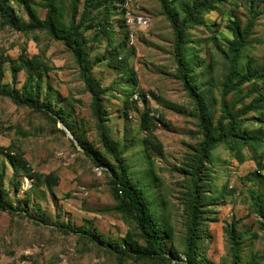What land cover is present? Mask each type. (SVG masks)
Returning a JSON list of instances; mask_svg holds the SVG:
<instances>
[{"label": "rangeland", "instance_id": "rangeland-1", "mask_svg": "<svg viewBox=\"0 0 264 264\" xmlns=\"http://www.w3.org/2000/svg\"><path fill=\"white\" fill-rule=\"evenodd\" d=\"M190 3L172 0L170 15L183 23ZM46 4L47 0H32L42 19L48 15ZM58 4L60 24L70 27L74 0H58ZM11 6L20 26L30 23L24 5L12 0ZM163 7L162 0H126L110 9L107 4L80 0L77 10V23L83 15L95 23L85 31L92 75L106 91L107 137L122 152L133 184L159 223L171 252L166 256L173 255L172 261L130 257L123 264H190L187 222L196 182L206 203L204 239L198 250L202 264H232L227 227L233 224L241 240L242 264H264V143L257 153L250 146L230 150L219 144L206 171L195 176L193 166L203 135L195 103L178 77L177 37ZM253 16L252 45L233 64L229 25L238 21L244 29ZM197 18L184 30L183 55L217 123L233 65L236 78L252 60L254 69L264 67V0H218ZM113 50L123 67L109 65ZM24 52L31 58L40 56L44 63V70H34L29 85L26 70L19 71L17 79L13 74V63L20 62ZM1 67L5 87L38 96L51 111L47 115L0 96V264H122L113 246L129 248L138 242L144 250L148 243L140 236L135 218L115 210L109 169L97 167L79 145L77 138L114 162L100 139L92 95L74 50L47 29L26 32L4 25L0 16ZM130 73L136 82L130 80ZM237 84H230L226 96L228 104L235 105V114L264 95L263 80L234 90ZM53 109L72 125L77 144L62 131L61 119L52 118ZM242 120L244 133L264 140V109L250 111ZM10 151L22 156L32 172L55 174L58 184L49 187L36 181L23 166L15 174L6 154ZM130 234L133 239L126 241Z\"/></svg>", "mask_w": 264, "mask_h": 264}, {"label": "trees", "instance_id": "trees-1", "mask_svg": "<svg viewBox=\"0 0 264 264\" xmlns=\"http://www.w3.org/2000/svg\"><path fill=\"white\" fill-rule=\"evenodd\" d=\"M12 0H0V16L2 18L3 24L13 25L18 29L24 31H31L34 29H47L52 35L58 39L66 42V44L71 47L79 60V63L82 67L83 77L86 83L88 91L91 92L92 101H93V111L97 120V128L100 134V139L106 151L114 159L113 163H110L106 158L102 156L92 145L85 144L78 139L79 145L82 147L84 154L97 166L108 168L109 172L107 173L109 178V185L113 195V198L117 202L115 210L124 217L135 218L137 222V227L139 234L144 238L148 245L143 250L139 243L133 244L129 248H122L120 246H113L112 249L119 257L120 263H125L128 258H149L155 260H169L172 261V258H168L166 255L171 252H167L165 247V241L162 239V230L157 222L156 218L152 215L147 200L144 195L138 190L137 186L133 184L130 170L126 162L122 157V152H119L110 142L107 137V128H106V111L104 106L103 94L106 92L99 80L95 79L92 75V70L94 68L93 63L90 61V51L88 50V38L86 36L85 29L94 27L95 23L93 21H88V19L83 15L79 23L76 22L77 10L80 4V0H74V19L70 27H64L60 24L61 9L58 4V0H47L46 7H48V15L46 19H42L38 16L37 10L32 5V0H17L20 4L24 5L30 15V23L25 26H20L19 22L14 18L12 13ZM94 4H107V7L110 9V6L115 3L125 4L126 0H90ZM164 5V11L171 18L175 34L177 37V56L178 58V67H179V79L182 80L184 88L187 89V92L190 98L195 103V116L199 120L200 132L203 135V141L199 145L198 149V159L197 165L193 166L195 176H198L206 171L205 168L212 151L219 144H225L230 150H234L239 146H250L254 153L258 152V149L264 143V140L260 139L257 136H250L244 133L242 128V118L247 115L250 111L264 109V95L254 99L247 108L234 113L235 105L231 106L226 100L228 95L230 84L238 81V84L235 86L234 90L240 88V86L250 83L253 81L263 80L264 82V67L262 69H254L253 65L256 63L255 60H252L248 63L246 72L239 78L235 76V67L230 69L227 81L225 82V89L223 92V98L221 101L222 116L217 123L214 122L212 113L210 111L209 103L202 93L200 87L194 82L190 71L187 68L185 57L183 55L182 45L185 43V28L188 25L193 24L198 19L197 17L200 14L211 10L213 4L217 3L218 0H191L190 5L186 8L185 13L186 17L183 23L170 15V7L172 5V0H162ZM250 13L253 12V8L250 9ZM255 24V17H251L248 22L247 27L244 29L241 28V25L238 21H234L232 25H229V29L233 34V40L229 44V50L232 54V63L236 64L241 56L242 51L247 47L252 45V41L249 40L250 35L252 34V29ZM189 27V26H188ZM103 30L106 33L111 34L108 31L106 26H103ZM113 45V42H111ZM116 52V53H115ZM20 62L14 60L13 70L14 78H18V72L21 70H26L29 74L28 81L26 85H29L33 79L34 70H44L43 62L40 56H34L33 58L29 57L26 52L22 53L20 56ZM109 65L113 68L123 67L124 64L119 60V55L116 50L111 51V55L108 59ZM126 63V61H123ZM4 77V68H0V96L10 97L15 102L20 104H27L38 111H41L47 115H50V109L45 107L41 102V99L38 96L30 95L25 96L21 94L18 89L9 90L4 86L3 83ZM130 80L136 82V79L133 76V73H130ZM53 114L56 115L52 117L54 120L60 118L61 121L75 134L72 125L65 120L58 112L53 109ZM65 132V130H62ZM76 135V134H75ZM7 157L10 163L15 168V174H18L19 168L21 166L25 167L28 170L29 176L34 178L36 181H42L49 187L56 186L59 182V178L55 174H41L34 173L27 165L26 161L22 156L13 154L11 151L6 152ZM2 174L0 175V178ZM1 180V179H0ZM195 188L193 192V200L189 209V218L187 222V258L189 259L190 264H202L200 261V256L198 250L200 244L204 239L205 229L203 228L204 219L206 211L204 207L206 203L202 197V187L199 182L195 183ZM3 194V190L0 185V195ZM82 235L86 231L76 230ZM227 232L229 236V241L231 244V250L233 255L232 264H242V246L241 240L237 235L235 225H230L227 227ZM133 235L130 234L126 241H131Z\"/></svg>", "mask_w": 264, "mask_h": 264}, {"label": "water", "instance_id": "water-1", "mask_svg": "<svg viewBox=\"0 0 264 264\" xmlns=\"http://www.w3.org/2000/svg\"><path fill=\"white\" fill-rule=\"evenodd\" d=\"M62 126L65 129V131L71 136V138H73L75 140L74 135L72 134V132L69 129H67L66 126L63 123H62ZM76 144H77V141H76Z\"/></svg>", "mask_w": 264, "mask_h": 264}]
</instances>
